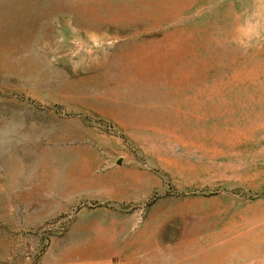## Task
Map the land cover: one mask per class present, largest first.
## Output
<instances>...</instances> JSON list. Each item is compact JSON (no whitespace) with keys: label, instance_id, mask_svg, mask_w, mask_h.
Listing matches in <instances>:
<instances>
[{"label":"rangeland","instance_id":"1","mask_svg":"<svg viewBox=\"0 0 264 264\" xmlns=\"http://www.w3.org/2000/svg\"><path fill=\"white\" fill-rule=\"evenodd\" d=\"M0 264H264V0H0Z\"/></svg>","mask_w":264,"mask_h":264},{"label":"crops","instance_id":"2","mask_svg":"<svg viewBox=\"0 0 264 264\" xmlns=\"http://www.w3.org/2000/svg\"><path fill=\"white\" fill-rule=\"evenodd\" d=\"M78 167L73 174H77V181L74 186L81 184V177L91 178V184L95 183V172L103 164L102 158L97 150L90 147H83L76 154Z\"/></svg>","mask_w":264,"mask_h":264}]
</instances>
